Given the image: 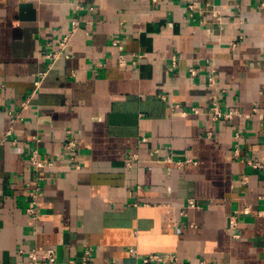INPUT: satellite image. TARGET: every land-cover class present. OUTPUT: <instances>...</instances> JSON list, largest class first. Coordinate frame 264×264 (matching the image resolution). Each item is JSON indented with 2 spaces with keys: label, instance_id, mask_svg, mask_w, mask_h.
<instances>
[{
  "label": "crops",
  "instance_id": "obj_1",
  "mask_svg": "<svg viewBox=\"0 0 264 264\" xmlns=\"http://www.w3.org/2000/svg\"><path fill=\"white\" fill-rule=\"evenodd\" d=\"M47 248L264 264V0H0V264Z\"/></svg>",
  "mask_w": 264,
  "mask_h": 264
},
{
  "label": "built area",
  "instance_id": "obj_2",
  "mask_svg": "<svg viewBox=\"0 0 264 264\" xmlns=\"http://www.w3.org/2000/svg\"><path fill=\"white\" fill-rule=\"evenodd\" d=\"M153 2H158L159 0H152ZM198 10V4L196 1H191L187 4V12L189 14V16L191 18H193L194 16V13L197 12ZM212 16L214 18H218L219 17V14H218V11H213L212 12ZM73 25V30L72 32H75L77 26H78V22H73L72 23ZM71 37H72V34H67L66 36H64L63 40L61 41L60 45H59V48L61 49V51H63L66 46L68 45L69 41L71 40ZM113 46L118 48L119 51L121 52L119 55H118V64L120 67H126L128 65V58L129 56L127 54H124L122 51H123V47L120 43L119 40H115L113 42ZM63 53V52H62ZM60 55V52H56L54 53L53 55H51L53 58H58ZM132 55V63L133 64H136L139 60L141 59H146L147 58V55L146 54H131ZM191 74L192 75H195L196 72L194 70H191ZM39 82L36 83V86L38 87L39 86ZM216 84V80H215V76L212 74L209 78V85L211 87H213L214 85ZM197 112V111H195ZM211 113H212V116L215 120H219V119H232L234 116L238 115L239 112L237 111V109L233 108L231 109L229 112H222V110L217 106V105H214L213 108H211ZM75 144L74 142H68L67 145H66V150L70 153V154H73L75 152ZM30 162L32 163V165H34V167L38 170L42 167H44V164L40 161L39 159V155H38V152L37 151H34L30 157ZM51 165V163H50ZM255 167H258L259 165L258 164H255L254 165ZM195 202L193 201H190L189 202V205L192 207V206H195L194 204ZM29 212H34V210L32 209H29L28 210ZM130 253L131 255L133 256H136L137 255V252L135 249H131L130 250ZM91 251L88 250L86 253H85V256H84V261H87L89 260V258L91 257ZM57 250L55 248H47L45 250H43L41 253L33 250L32 252L29 253V262L27 264H40V263H46V264H56L57 262ZM154 261H157V262H161V261H168L172 264H174L177 260L175 257H169V258H163L161 256H152V257H145L143 258L142 262L144 264H150Z\"/></svg>",
  "mask_w": 264,
  "mask_h": 264
}]
</instances>
